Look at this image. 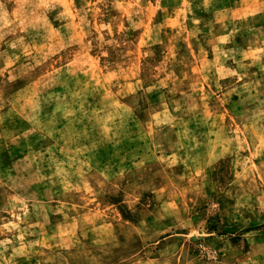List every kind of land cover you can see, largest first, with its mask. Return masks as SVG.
Segmentation results:
<instances>
[{"label": "rangeland", "instance_id": "1", "mask_svg": "<svg viewBox=\"0 0 264 264\" xmlns=\"http://www.w3.org/2000/svg\"><path fill=\"white\" fill-rule=\"evenodd\" d=\"M0 264H264V0H0Z\"/></svg>", "mask_w": 264, "mask_h": 264}]
</instances>
